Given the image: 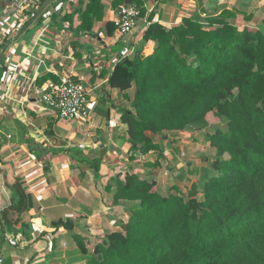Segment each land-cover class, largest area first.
<instances>
[{
    "label": "trees",
    "instance_id": "obj_1",
    "mask_svg": "<svg viewBox=\"0 0 264 264\" xmlns=\"http://www.w3.org/2000/svg\"><path fill=\"white\" fill-rule=\"evenodd\" d=\"M124 3L145 15L142 0ZM103 7L90 0L80 32L92 31ZM236 14L191 15L172 26L153 21L144 44L115 65L109 84L129 91L131 101L121 116L131 160L161 156L155 135L185 131L210 112L226 122L210 135L212 175L189 195L176 186L164 195L156 180L128 171L111 179L114 202L138 204L85 264H264V19L258 28L240 27ZM106 32H117L114 21ZM74 238L87 253L85 240Z\"/></svg>",
    "mask_w": 264,
    "mask_h": 264
},
{
    "label": "crops",
    "instance_id": "obj_2",
    "mask_svg": "<svg viewBox=\"0 0 264 264\" xmlns=\"http://www.w3.org/2000/svg\"><path fill=\"white\" fill-rule=\"evenodd\" d=\"M101 1L102 17L92 31L80 32L90 0H54L37 18L44 0H24L23 7L0 0L3 264H85L95 245L108 231L121 230L138 204L114 202V190L107 187L111 179L120 171L148 178L164 163L162 145L161 156L150 152L131 160L121 122L131 108L129 91L109 84L115 65L130 57L143 37L135 39V32L153 21L172 26L192 14L206 19L224 10L247 15L242 26L258 28L254 23L264 19V0H142L146 12L138 30L109 36L106 23L114 21L126 0ZM63 76L86 77L88 118L64 121L35 102L34 86ZM179 149L183 154V146ZM158 158L160 164L147 163ZM74 235L85 240L87 253Z\"/></svg>",
    "mask_w": 264,
    "mask_h": 264
},
{
    "label": "rangeland",
    "instance_id": "obj_3",
    "mask_svg": "<svg viewBox=\"0 0 264 264\" xmlns=\"http://www.w3.org/2000/svg\"><path fill=\"white\" fill-rule=\"evenodd\" d=\"M192 15L200 16L199 13ZM246 20H248L247 15H244V17L237 15L236 23L240 27H243L242 24ZM254 24L261 25L262 20L259 19V21ZM143 32L144 30L142 29L140 33L139 31L135 32L133 36L137 39L138 37L136 36L143 35ZM142 44H144L143 39L139 40L136 49ZM136 49L132 52L130 57L134 55ZM225 122V119L210 112L204 122L195 124L192 128L186 129L185 131H172L155 135V141L159 142L164 147L166 153L165 159H163L164 163L161 166H156L154 175L148 177L150 180H154V178L158 180L156 189L162 194L168 195L175 190L176 186L185 194L189 195L194 183L201 184L205 178L211 176L213 172L209 160L216 155V149L211 145L210 135L215 133L219 127L225 126ZM166 135L167 138H164ZM181 146L184 148L183 154H181L182 152H180L181 150L179 149ZM155 157L156 154L154 158ZM145 161L146 160L142 159L139 163L143 164ZM178 164L179 166L177 167ZM142 176L146 177L145 175ZM199 197L201 198L202 195L199 194Z\"/></svg>",
    "mask_w": 264,
    "mask_h": 264
},
{
    "label": "built area",
    "instance_id": "obj_4",
    "mask_svg": "<svg viewBox=\"0 0 264 264\" xmlns=\"http://www.w3.org/2000/svg\"><path fill=\"white\" fill-rule=\"evenodd\" d=\"M23 7L24 0H11ZM142 19V9L135 4L123 3L119 6L114 19L119 35H127L138 28ZM32 94L42 109L53 111L57 118L64 121H78L89 117V90L85 76H63L59 80H48L34 86ZM4 260L0 257V264Z\"/></svg>",
    "mask_w": 264,
    "mask_h": 264
},
{
    "label": "water",
    "instance_id": "obj_5",
    "mask_svg": "<svg viewBox=\"0 0 264 264\" xmlns=\"http://www.w3.org/2000/svg\"><path fill=\"white\" fill-rule=\"evenodd\" d=\"M54 0H44V2L41 4V6L38 9V12L36 14V18L40 16L44 10L53 2ZM35 18V19H36Z\"/></svg>",
    "mask_w": 264,
    "mask_h": 264
}]
</instances>
